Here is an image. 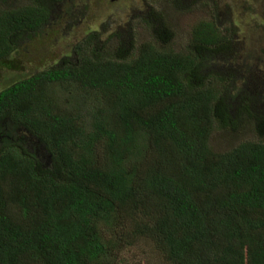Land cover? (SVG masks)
I'll return each instance as SVG.
<instances>
[{
	"label": "trees",
	"instance_id": "obj_1",
	"mask_svg": "<svg viewBox=\"0 0 264 264\" xmlns=\"http://www.w3.org/2000/svg\"><path fill=\"white\" fill-rule=\"evenodd\" d=\"M8 1L0 8V264H107L102 257L120 245L98 233L62 251L99 225L128 227L168 264H264V89L247 61L254 52L236 49L257 42L264 54V7L254 12L244 0L239 15L225 0H194L211 15L183 51L169 48L160 15V27L143 17L153 40L90 31L61 62L25 73L19 45L52 8L64 4L65 16L70 8ZM213 58L222 59L214 68ZM244 120L257 139L210 147L214 133ZM50 228L56 242L45 241Z\"/></svg>",
	"mask_w": 264,
	"mask_h": 264
},
{
	"label": "rangeland",
	"instance_id": "obj_2",
	"mask_svg": "<svg viewBox=\"0 0 264 264\" xmlns=\"http://www.w3.org/2000/svg\"><path fill=\"white\" fill-rule=\"evenodd\" d=\"M68 4L66 8H70V14L67 16L63 15L64 7L52 8V16L50 20L43 25L41 30H38L34 34H30L31 38L24 43L19 45L20 48L24 47L26 55L22 57V63H26V58L30 60V68H25V73H31L32 69L36 67H45L47 64H53L57 61L61 62L64 55H68L71 52V47L82 41L86 36L89 35L90 31H99V36L104 39H108L110 36L108 33L114 31H123V38L130 36L133 38L135 44L140 43L144 40L152 39V30L149 24H145L142 18L152 17L151 22L157 24L160 27L161 23L157 20L158 16L163 19V23L168 25V30L171 35V42L169 48L176 51H183L188 45L190 39V33L194 25L200 21L206 20L211 15L210 8L204 6L202 1L197 2L193 6L194 0H182L181 8H177L173 0H67ZM248 3L254 10L258 11L264 7V0H247ZM16 0H9L8 4L16 3ZM233 7L239 9V15H242V10L245 5L244 0H235ZM225 4V8L229 11ZM241 4V6H239ZM257 6L255 8V6ZM59 5V4H58ZM61 5V4H60ZM3 3L0 0V8H3ZM54 7V6H53ZM232 10L230 12H234ZM254 12H250L248 18L251 16L254 18ZM73 13H77L78 19H73ZM218 17L222 20L227 18L221 16L219 12ZM225 26H228L225 24ZM38 35V37H35ZM26 40V39H25ZM137 42V43H136ZM247 49L242 46L245 44H238L239 47L236 49L239 54L242 52H254V59H247L254 67L256 78L262 81V88L264 89V54H262L263 46L257 42L247 43ZM250 44V45H249ZM28 45V46H24ZM222 59L217 60L210 59L209 64L212 68L216 64H220ZM238 62H240L238 60ZM245 62V61H244ZM38 70H41L40 68ZM246 72V71H244ZM24 74V73H23ZM17 75H22L18 73ZM212 78V76H210ZM262 89V90H263ZM82 97H86L83 94ZM249 121H243L238 124V128L233 133H225L220 131L214 133L210 138V147L214 151L228 150L235 144H237L242 138L257 139L258 136L254 133L250 127ZM19 133V132H18ZM19 135H22L24 139L28 138V134L20 130ZM30 137V136H29ZM31 138H33L31 136ZM29 140V138H28ZM35 138L30 139V142L34 143ZM37 142V141H36ZM35 142V143H36ZM35 144H30L33 147ZM46 158V157H43ZM18 228H24L22 224H16ZM33 228V227H32ZM128 228V227H126ZM123 226L110 228L106 225L92 226L86 228L87 234L82 238H78L76 242L70 240L69 244L65 245L67 248H80L86 243H89L94 236L92 234H99L105 242H115L120 245L119 253L115 249H110L108 254L104 255L103 260L107 261V264H168L164 261V256H168L167 253H162L157 250H153L151 243L142 240V238H136L132 235H128L129 230H126ZM55 229V231H52ZM59 236H57V229L50 228L45 241L56 242ZM132 240H138L137 244L129 248V244ZM65 242L64 240H61ZM75 243V244H74ZM133 243V242H132ZM117 255V258L114 256ZM171 259V258H170ZM171 261V260H170Z\"/></svg>",
	"mask_w": 264,
	"mask_h": 264
},
{
	"label": "clouds",
	"instance_id": "obj_3",
	"mask_svg": "<svg viewBox=\"0 0 264 264\" xmlns=\"http://www.w3.org/2000/svg\"><path fill=\"white\" fill-rule=\"evenodd\" d=\"M52 11H53V9H52ZM52 11H51V14H50V17H49V19L51 18V16H52ZM65 16V15H64ZM74 19H78V15L77 16H73V19L72 20H74Z\"/></svg>",
	"mask_w": 264,
	"mask_h": 264
},
{
	"label": "flooded vegetation",
	"instance_id": "obj_4",
	"mask_svg": "<svg viewBox=\"0 0 264 264\" xmlns=\"http://www.w3.org/2000/svg\"><path fill=\"white\" fill-rule=\"evenodd\" d=\"M71 13V12H70ZM73 16H77V13H73Z\"/></svg>",
	"mask_w": 264,
	"mask_h": 264
}]
</instances>
